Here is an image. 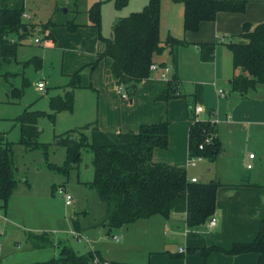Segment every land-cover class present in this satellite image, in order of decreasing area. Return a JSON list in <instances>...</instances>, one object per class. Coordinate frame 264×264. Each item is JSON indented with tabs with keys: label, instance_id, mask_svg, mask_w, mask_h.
Listing matches in <instances>:
<instances>
[{
	"label": "trees",
	"instance_id": "1",
	"mask_svg": "<svg viewBox=\"0 0 264 264\" xmlns=\"http://www.w3.org/2000/svg\"><path fill=\"white\" fill-rule=\"evenodd\" d=\"M116 8L122 10L128 0H114ZM184 6V30L197 32L206 22H214L220 13L242 14L247 10L250 0H171ZM162 0H148L140 12L120 18L115 23L110 37H103L102 5L94 3L85 13L88 23H75V20L61 24L48 22L43 26L45 43L56 44L50 28L64 27L73 33L77 29L91 26L99 31L105 50L98 60L108 63L107 83L118 87L140 84L148 79L150 67L155 57L169 51L174 67L177 66L178 49L189 43L169 36L160 39V18ZM26 0H0V67L17 56L19 47L38 26L25 21ZM220 42L201 44V60L213 62L216 48ZM232 53L233 77L229 81L230 92L242 97L264 85V21L254 25L245 23L237 41L224 44ZM29 63L42 66V59L34 57ZM96 66V64L90 65ZM85 69V68H84ZM81 69L70 75V82L61 94L49 99L51 113L26 109L15 122L20 125L19 144L27 151L43 149L47 153L49 144L39 142L38 122L49 117L52 123L60 112H72L75 104V91L82 88ZM25 85L26 81H25ZM24 85V86H25ZM178 78L168 80L167 90L159 100L169 101L182 97L177 89ZM23 92V91H22ZM23 95V94H22ZM192 126L189 135V159L202 157L213 163L222 155L223 146L217 135L216 123L191 116ZM170 121L167 113L157 124L143 125L137 132L120 133L115 138L104 133L97 123L70 130L55 137V145L66 149L64 166L48 163L53 170L68 174L82 161V152L93 154L94 179L88 186L95 189L106 205L104 224L109 228H121L154 216L169 220L172 214H186L187 226L194 229L210 220L216 212V198L221 183L190 181L186 168L156 163L152 159L155 149L168 146ZM216 124V125H215ZM212 139L209 143L207 140ZM0 137V209L6 210L9 200L18 187L17 167L13 145ZM203 146V148H201ZM57 191V189H55ZM77 226V225H76ZM28 240L33 248H41L50 243L46 234H29ZM200 251L204 263L212 253L221 252L230 256L258 254L259 264H264V219L256 238L250 243H234L229 250L219 247L189 249L187 255ZM174 259L184 258V254H170ZM102 255L95 251L77 255L71 248L63 247L60 256L42 263L32 264H94ZM117 264V263H112Z\"/></svg>",
	"mask_w": 264,
	"mask_h": 264
},
{
	"label": "crops",
	"instance_id": "2",
	"mask_svg": "<svg viewBox=\"0 0 264 264\" xmlns=\"http://www.w3.org/2000/svg\"><path fill=\"white\" fill-rule=\"evenodd\" d=\"M168 1L162 0L161 3L160 39L164 42L171 36L189 44L178 49L176 67L172 63L169 51L156 56L154 64L171 67L169 77L170 79L178 78V93L184 95L185 99L175 98L168 103L159 100V97L168 88V80L162 79L160 72L152 73L140 84L126 86L127 98H121L114 83L106 81L108 63L105 60H98V56L105 50V44L100 40L99 31L91 26L81 27L73 33L68 32L64 27L50 28V33L56 39V44H47L54 48L58 46L62 50L65 49L64 67H67L69 62L68 73L79 68L80 70L89 68L88 73L82 71V88L75 91L74 110L71 114L80 112L78 121L82 120L87 124L96 122L104 133L115 138L120 133L137 132L143 125L157 124L167 113L170 121L168 146L166 149H155L152 159L156 163L186 168L189 179L199 180L201 178V175H191L190 168H197L208 162L204 159L196 167L187 168L189 135L192 126L191 116L204 121L218 120L216 128L223 146L222 153L227 155L233 150L237 155L234 154L232 176L226 180L216 179L221 183L217 191L216 212L213 216L217 220L216 226L210 227L208 220L199 227L189 229L186 214L176 213L172 214L169 220L163 217L160 219L161 216H154L145 220L146 223L138 221L131 224V226L138 223L143 224L139 227L140 230L143 227L147 228L144 230L145 235L148 236V242L153 243L155 238L151 234L154 231H160V229L167 232L171 221L179 217L176 229L178 233L174 234L181 236L182 240L178 252L175 254H184V258L174 259L170 256L172 253L166 249L165 252L152 250L153 256H151L150 264H205L200 251L187 255L189 249L219 247L229 250L234 243H250L256 238L264 219V177L260 173L264 161L251 150L254 146H258L260 152H264V144L262 145L264 140V85H259L247 97L231 93L229 81L234 74L232 53L228 49L226 50L230 53H224L225 48L218 45L213 62L205 63L201 60V44L219 41L221 45H224L236 41L245 23L254 25L262 23L264 21V0H250L247 12L242 14L220 13L214 22L203 23L197 32L185 31L184 25L182 27L184 22L183 4H176L177 7H172L173 10H177L176 17L182 20L181 27L179 25L173 27L168 23L167 18L164 19V6L171 7L167 3ZM26 14L29 15L27 12ZM113 28L114 26L109 32V36L102 33L103 37H110ZM62 39L64 40L63 44H61ZM67 54L71 57H66ZM223 57H229V59L223 60ZM92 64H96V66L91 67ZM200 77L212 83L213 92L211 89L206 91L207 84L198 83V88L201 87V90H198L195 99L188 97L191 94L187 90L182 93L181 84L197 81ZM46 87L45 84V91ZM220 90L223 91L224 97L218 95ZM61 93L60 90L59 93L56 92L55 96ZM205 102L211 104L210 108L203 106ZM197 106L203 107L204 112L195 116L194 109ZM64 113L67 112H60L57 115L63 116ZM240 149L251 150V152L244 157L241 154L240 157ZM251 154L255 155L253 160L249 159ZM249 164L253 165L252 169L247 168ZM206 171L210 172L211 169L207 167ZM10 200L4 212L8 221H14L15 214L11 211ZM130 230L133 229H128V233ZM181 248L185 250V253H180ZM206 264H259V256L255 253L230 256L216 252L209 255Z\"/></svg>",
	"mask_w": 264,
	"mask_h": 264
},
{
	"label": "rangeland",
	"instance_id": "3",
	"mask_svg": "<svg viewBox=\"0 0 264 264\" xmlns=\"http://www.w3.org/2000/svg\"><path fill=\"white\" fill-rule=\"evenodd\" d=\"M100 1L103 2L101 32L105 36H109L108 34L117 20L142 11L148 2V0H128V5L119 10L116 8L114 0H26V12L29 15L24 17V20L38 26L19 47L16 58L10 59L9 62H3L0 67V137L5 136L4 140L13 145L17 167L16 178L19 182L10 200V208L15 214V219L9 221L10 223L7 222L4 228L6 238L2 264L47 262L57 259L63 247L71 248L81 256L89 252H99L103 260L97 258L94 264H150L151 256H153L152 250L165 252L166 249L172 254L178 252L182 238L174 233L177 232L179 217L171 221L167 232L162 229L154 231L151 234L155 238L153 243L147 240L148 236L144 231L147 228L143 227L141 230L139 228L143 225L140 223H146L145 220H141L144 222L136 224L137 226L127 225L116 229L109 228L104 224L106 205L96 190L88 186V183L94 179L93 154L91 152L84 150L80 166L69 170L68 174L48 167V163L58 167L64 166L66 149L54 144L55 137L70 130L85 127L87 124L85 121H78L80 112L78 114L67 112L63 116L57 115L55 123H52L49 117L39 120L38 127L41 133L39 142L50 145L47 153L43 149L27 151L24 146L18 143L21 129L15 120L26 109L50 114L49 99L55 96L56 92L59 93L60 90L63 92L62 89L70 82L69 74L80 70L79 68L68 73L69 62L67 67H64L65 49L62 50L58 46L54 48L45 43L46 33L43 31V26L50 21L57 24L70 20H75V23L87 22L85 12L95 2ZM167 3L171 7L164 6V19L167 18L168 23L173 27L176 25L181 27L182 20L176 17L177 10L172 8L177 7L176 3L171 0ZM36 39L40 40L39 44L35 42ZM63 43L62 39L61 44ZM219 47L225 48L224 53H230L226 50L228 48L225 45L220 44ZM34 57H40L43 60L41 67L37 63L27 64ZM66 57L71 56L67 54ZM224 59L228 60L229 57H223ZM88 69H84L83 72L88 73ZM25 81L27 85H25ZM39 81H43L47 86L43 93L38 91L37 83ZM198 83L207 84L206 91L211 89L213 92L212 83L200 77L197 81L181 84L182 93L187 90L192 96L189 93L187 94L190 96H186L195 99L194 97L201 90V87L198 88ZM184 97L182 95L181 98L185 99ZM203 106L210 108L211 104L205 102ZM211 123L214 125L213 122ZM251 150L264 161V152L261 153L258 146H254ZM251 150L240 149L239 156L243 155L244 157ZM234 154L237 155L231 150L227 155L222 153L219 159L213 163L208 161L206 165L201 166L199 162L197 168H190L191 175H201L199 180L204 182L220 178L226 180L232 176ZM207 167L211 169L210 172L206 171ZM260 173L264 177V164ZM60 188H65L73 197L71 206L66 205L64 195L55 191ZM160 219L163 218L160 217ZM180 226H183L182 223ZM128 229L133 230L128 233ZM76 232L83 235L87 241L78 243L74 237ZM29 234H46L51 244L48 243L35 249L28 240ZM116 238L118 241L115 240Z\"/></svg>",
	"mask_w": 264,
	"mask_h": 264
},
{
	"label": "built area",
	"instance_id": "4",
	"mask_svg": "<svg viewBox=\"0 0 264 264\" xmlns=\"http://www.w3.org/2000/svg\"><path fill=\"white\" fill-rule=\"evenodd\" d=\"M24 17H28V15L24 14L23 18ZM35 42L37 44H39L40 40L36 39ZM150 70H151L152 73L160 72L161 73V78L164 79V80H169L170 79L169 74L171 72V67H168V66L161 67L158 64H153L150 67ZM37 88H38L39 92H42V93L45 92V84L43 82H39L37 84ZM117 92L121 96V98H123V99L127 98L124 86L118 87ZM218 95L220 97H224L223 91L220 90L218 92ZM203 112H204L203 107L197 106L194 109L195 116L196 115L198 116V115L202 114ZM197 119H199V118H197ZM212 122L218 123V120L214 119ZM210 141H211V139L207 140L206 143H209ZM201 148H203V146H201ZM254 158H255L254 154H251L249 156V159L253 160ZM203 160L204 159L202 157H192V158L189 159L188 165H189V167H196L198 165V163L203 161ZM247 168L248 169H252L253 165L249 164V165H247ZM190 181L193 182V183L198 182V180L196 178H192V179H190ZM57 192L59 194L64 195L67 206H71L73 204V197L71 196V194H69L67 192V190L65 188L57 189ZM7 222H9V221H8V218L5 215L4 210L0 209V264H2V261H3V252H4L3 251V247H4V240L6 238V234H5L4 228L7 225ZM216 224H217L216 218L212 217L209 220V226L213 228V227L216 226ZM74 237H75V239L77 240L78 243H82L84 240H86L83 235L81 236V235L77 234V232L74 234ZM115 240L118 241L117 238ZM180 253H185V250L181 248L180 249Z\"/></svg>",
	"mask_w": 264,
	"mask_h": 264
}]
</instances>
